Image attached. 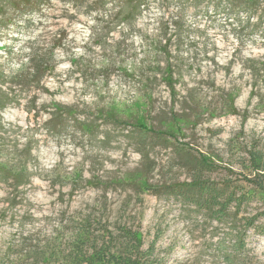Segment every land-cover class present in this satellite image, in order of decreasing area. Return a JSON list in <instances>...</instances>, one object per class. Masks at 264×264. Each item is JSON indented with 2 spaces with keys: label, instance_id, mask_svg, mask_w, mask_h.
<instances>
[{
  "label": "rangeland",
  "instance_id": "obj_1",
  "mask_svg": "<svg viewBox=\"0 0 264 264\" xmlns=\"http://www.w3.org/2000/svg\"><path fill=\"white\" fill-rule=\"evenodd\" d=\"M80 1L0 9V164L29 178L18 189L0 181V264H65L83 229L115 251L124 230L139 232L147 264H264L263 195L218 220L196 194L176 192L195 180L237 196L264 188L262 7L147 0L124 21L117 2ZM31 61L47 64L39 82ZM169 64L175 96L163 79ZM20 74L31 79L14 83ZM58 106L75 116L55 115ZM109 109L121 120L102 119ZM144 117L168 139L141 134ZM201 159L210 167L198 170ZM136 175L150 191L128 180Z\"/></svg>",
  "mask_w": 264,
  "mask_h": 264
},
{
  "label": "trees",
  "instance_id": "obj_2",
  "mask_svg": "<svg viewBox=\"0 0 264 264\" xmlns=\"http://www.w3.org/2000/svg\"><path fill=\"white\" fill-rule=\"evenodd\" d=\"M50 0H0V9L5 10H13L16 12H24V11H38L42 5H45L46 3H49ZM86 0H81L80 3L83 4ZM98 1V0H96ZM106 0H99V5L104 6ZM114 2L118 3V11L117 14H119L121 17H123L127 21L135 14H138L140 12V9L142 6L145 5L147 0H112ZM243 3L250 9V10H257L261 9V16L264 17V0H242ZM64 2V1H63ZM7 15V14H5ZM31 70L32 73H29L31 78H37L40 75H43L47 69V64L43 61H31ZM174 69L172 65H168L165 69H163V79L166 83V85L169 87L171 93L173 96L176 94V88L175 84L177 82L174 81ZM28 76H23L22 74L16 75L13 77L14 83L20 84L24 83V81L31 79ZM42 77V76H41ZM148 77V76H147ZM5 78L3 74H0V79ZM150 78L144 79L142 81V86L144 87L145 96L147 97V100H152V94L151 92H148V86ZM21 80V81H19ZM37 82H39V79L37 78ZM230 96V95H229ZM228 96V97H229ZM234 101H235V95L232 94L230 99L226 100V103L228 104V109H232L235 111L234 108ZM194 102V101H193ZM2 109V108H0ZM194 109V108H193ZM200 111V108L197 107L195 111H193V118L197 119V112ZM57 113H64L69 116H75L74 112L70 108H61L57 107L56 110ZM104 117V118H103ZM102 119L110 120L111 122H117L121 120L120 114L116 111V109H109L105 113V116H103ZM178 121H185V119L182 120H176L175 123ZM146 118L144 117L141 121L139 119H136V126L137 130L143 134L144 136H150V135H162V139L167 140L168 136L164 135L163 133L159 131H151L150 125L147 126L145 124ZM81 128L84 131L92 132L93 126L87 125L85 123L81 124ZM251 160L255 163L258 162V155H255V153L251 152ZM198 170L199 169H205L209 165V162L201 159L198 161ZM259 172V171H258ZM196 179V178H195ZM130 182H133L134 186L138 189L144 191H150L151 186L149 185L148 181L142 176V175H136V176H130L128 178ZM256 181H262L263 177H261V174H257L255 176ZM0 181L6 184L9 188L12 189H18L21 186H25L29 183V178L27 177L25 170L23 168H13V169H7L4 167L3 164H0ZM262 184L258 183L257 188H255V193H246L242 194L241 196H237L235 191L231 192H224V190H220L218 188L213 189L212 187L205 189L206 187L204 184H200L197 180L194 182L188 183L186 185H183L182 188H172L174 189L178 194L182 196V194H188L192 198L193 195L196 194L195 197V203L201 207V206H207L209 210L211 211L212 215L217 218L218 220L224 216H227V208L231 206L233 203H235L236 213L238 214V211L240 210L241 205L245 204L247 200L250 199V196L254 195H263L264 196V188H260ZM253 192V191H251ZM260 192V193H259ZM176 193V194H177ZM257 193V194H256ZM264 215V213L262 214ZM246 224H248L250 227L254 226V220L250 219L246 221ZM235 229V228H232ZM124 234L126 235L125 239L126 242L121 246L119 251H115L111 248L110 243L106 244L105 246L102 245L99 247L98 240H95L93 238V235H91L88 231V229L80 230L76 237L73 240V245L71 247V250L69 252V256L65 258V264H147L148 263V254L147 252H141V247L143 246V236L139 232H132L124 230ZM236 247L234 250H240V248L244 247L243 242V236L241 233L237 232L236 236ZM47 255H44V261H48Z\"/></svg>",
  "mask_w": 264,
  "mask_h": 264
}]
</instances>
